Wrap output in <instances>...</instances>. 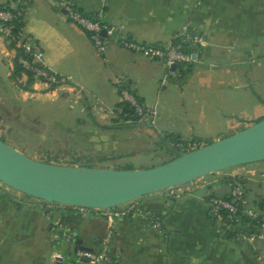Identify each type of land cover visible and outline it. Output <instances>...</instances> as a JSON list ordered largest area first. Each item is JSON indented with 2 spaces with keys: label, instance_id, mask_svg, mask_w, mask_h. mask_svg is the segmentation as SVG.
<instances>
[{
  "label": "crops",
  "instance_id": "crops-1",
  "mask_svg": "<svg viewBox=\"0 0 264 264\" xmlns=\"http://www.w3.org/2000/svg\"><path fill=\"white\" fill-rule=\"evenodd\" d=\"M8 1L0 0V5ZM57 1L30 0L22 30L25 33L27 19L42 20V34H25L37 36L48 70L68 77L82 90L89 112H96L94 121L111 126L97 135L119 125L113 117L119 103L116 81L127 83L143 104L153 105L149 133L154 136L177 134L213 142L264 117V0H242V4L241 0H70L86 13L102 10L105 23L122 24L120 37L135 42L165 44L185 23L201 34L205 46L198 61L165 87L159 86L166 72L163 64L112 42L99 54L87 36L54 11L66 16ZM19 99V91L11 94L0 87L5 114ZM101 142L94 145L99 152L107 145V140ZM133 161L132 169H144L142 161ZM114 166L100 168L117 169ZM233 183L243 188L250 209L264 212L263 161L134 200L128 204L131 211L114 219L110 236L109 224L100 216L44 210L34 200L30 204L29 198L20 200L19 193L0 187V264H57L54 254L63 256L67 264H86L75 259L76 241L91 251H101L108 241L113 264H252L244 240L247 228L226 225L208 204L211 196L226 198ZM150 214L161 218L162 229L147 225Z\"/></svg>",
  "mask_w": 264,
  "mask_h": 264
},
{
  "label": "rangeland",
  "instance_id": "rangeland-1",
  "mask_svg": "<svg viewBox=\"0 0 264 264\" xmlns=\"http://www.w3.org/2000/svg\"><path fill=\"white\" fill-rule=\"evenodd\" d=\"M29 2L20 6L25 8V12ZM254 2L256 0H253ZM8 5H10V0ZM11 8L14 7L11 6ZM54 11L62 19H67L60 11ZM41 23V19L39 21L27 19L24 24L25 33L26 31L28 33L32 31L42 34ZM69 23L71 22L69 21ZM71 26L76 32L87 36L80 27L75 24ZM33 37L35 40L37 36ZM1 39L0 87H4L6 92H11V94H16L19 91L21 98V100L19 99L20 102L16 103V108L11 105V108L7 110L8 114H5L0 107V138L6 144L33 160L69 167L100 168L104 165H115L114 167L117 169H132L133 164L136 163L133 160L137 159V161L143 162L141 165L146 169L160 165V161L170 156L168 149L171 146V140L169 135L177 136V134L163 133L160 137L155 134V138L153 133H149V130H153L151 123L129 125L120 121V119L116 120L113 116L114 122L119 125L109 132H100L97 135V132L110 129L111 126L109 128L94 121L93 114L96 112H89L91 107L85 103V100L83 101L84 94L82 90L72 85L69 79L67 81L71 84L70 87H56L51 90L50 85L42 84L43 82L35 78H33L32 84L27 86L25 75L21 76L18 81H13L10 77H7V74L12 72V55L11 50L7 49L9 42L4 38ZM260 47L263 48V45ZM44 59L45 54L43 52L42 62ZM140 103L142 102L140 101ZM142 105L150 109L153 106L147 101ZM129 136L130 139L123 140V138ZM91 137H94L93 141H89ZM185 138L182 140L183 144L192 141H196L200 145L211 143L208 139ZM100 139L107 140V145L101 149L102 152H99L94 146L101 142ZM176 151L182 153L183 150L177 148ZM146 159H152L153 163L147 165L144 161ZM230 171L228 170V172ZM0 187L11 190L2 184H0ZM16 196L22 197L20 200L27 197L21 194ZM32 200L34 199L29 198L28 202L30 203ZM66 261L64 260L63 263L65 264Z\"/></svg>",
  "mask_w": 264,
  "mask_h": 264
},
{
  "label": "built area",
  "instance_id": "built-area-1",
  "mask_svg": "<svg viewBox=\"0 0 264 264\" xmlns=\"http://www.w3.org/2000/svg\"><path fill=\"white\" fill-rule=\"evenodd\" d=\"M29 1L10 0V5L14 8L12 9L9 5L8 10H0V37L14 46L12 49H9L12 55L11 67L15 52L20 50L29 57L31 62L19 58L18 63L24 69L29 70L33 74V78L43 82L42 84L50 85L51 90L56 87H70L69 85L71 84L67 81L69 79L68 77L51 72L43 65L42 49L31 36L23 32L22 27L13 33L12 20L17 18L18 22L22 21L25 8L20 6L21 4L26 5ZM56 5L66 13L71 23L80 27L88 35V39L99 54H103L107 46L112 42L134 54L163 64L166 67V72L159 81L160 87H165L171 80L181 79L186 69L198 61L202 54V49L205 46L203 36L192 30L187 23L183 24L165 44L139 43L120 37L119 32L123 29V25L105 23L103 21L102 10H98L94 13L93 18H89L87 16L88 13L73 5L70 0H58ZM102 32H104L103 35H101ZM115 87L118 92L119 102L132 109L130 116L127 113L122 114L121 108L115 109L113 112L115 118L129 125L134 123L153 124L155 118L154 109L142 105L137 97L128 89L127 83L116 81ZM200 146L202 145L196 141L174 145L175 148L183 150L182 152H188ZM34 201L44 210L59 208L78 214L100 216L109 224V236L112 234L114 219L123 216L133 208L132 205H128L130 202L121 205L122 207L98 209L79 206H61L35 199ZM261 202L264 204V195L261 198ZM208 204L211 211L226 225L243 224L247 228L244 240L250 247L252 264H264V212H257L248 207L243 188L233 183L226 198L211 196L208 199ZM147 225L156 230H160L162 229L161 218L150 214L147 217ZM66 233L70 239L71 235L68 228L66 229ZM107 242H104L101 251L76 250L74 252L75 259L86 264H113V257L107 251ZM52 258L57 264H64L63 256L54 254Z\"/></svg>",
  "mask_w": 264,
  "mask_h": 264
},
{
  "label": "water",
  "instance_id": "water-1",
  "mask_svg": "<svg viewBox=\"0 0 264 264\" xmlns=\"http://www.w3.org/2000/svg\"><path fill=\"white\" fill-rule=\"evenodd\" d=\"M263 161L264 117L219 140L146 169L52 165L33 160L0 140V184L47 203L109 209L151 193L171 191L211 173ZM79 249L89 250L76 241L74 252Z\"/></svg>",
  "mask_w": 264,
  "mask_h": 264
},
{
  "label": "trees",
  "instance_id": "trees-1",
  "mask_svg": "<svg viewBox=\"0 0 264 264\" xmlns=\"http://www.w3.org/2000/svg\"><path fill=\"white\" fill-rule=\"evenodd\" d=\"M8 9H9V5H7V4L0 5V10H8ZM87 16L89 18H93L94 17V13H88ZM11 24L13 26V33H14L18 29H20V27H22L23 22L22 21L21 22H18V19L17 18H14V20H12V23ZM13 47L14 46L11 43L9 45H7V48H9V49H12ZM19 58H22V59H25V60L31 62V60L29 59V57H27L25 54H23L20 50H17L15 52L14 58L12 59V72L10 73V76L9 77L13 81H18L19 79H21V76H24L25 75L26 76V82L25 83H26L27 86H29L33 82V74L29 70L24 69L18 63ZM117 108H121L122 109V114L123 113H127L128 116H130L131 113H132V109H130L127 105L122 104L120 102L115 106V109H117ZM117 119L118 118H116V120ZM169 138L171 140V146H169V149H168V151L170 153V156H169L168 160H166L165 162H168V161L176 158L181 153V152H177L176 151L177 148H175L174 145H176V144H183V141H182L183 139H181L178 136H171V135H169ZM0 140H2L4 142V140L2 138H0ZM165 162H163V163H165ZM122 170H129V169L128 168H124Z\"/></svg>",
  "mask_w": 264,
  "mask_h": 264
}]
</instances>
